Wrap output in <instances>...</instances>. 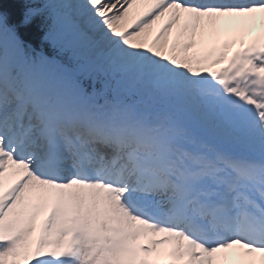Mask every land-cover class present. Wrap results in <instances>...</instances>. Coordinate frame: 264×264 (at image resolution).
<instances>
[{
    "label": "snow or ice",
    "instance_id": "snow-or-ice-1",
    "mask_svg": "<svg viewBox=\"0 0 264 264\" xmlns=\"http://www.w3.org/2000/svg\"><path fill=\"white\" fill-rule=\"evenodd\" d=\"M0 264H264V0H0Z\"/></svg>",
    "mask_w": 264,
    "mask_h": 264
},
{
    "label": "bare ground",
    "instance_id": "bare-ground-1",
    "mask_svg": "<svg viewBox=\"0 0 264 264\" xmlns=\"http://www.w3.org/2000/svg\"><path fill=\"white\" fill-rule=\"evenodd\" d=\"M253 30H261L260 26L259 25H256L252 30L251 32H254ZM155 31V28L153 29V32ZM229 35H231L230 33H228ZM226 34L225 33H222L220 38L225 36ZM219 38V39H220ZM174 39V34L172 36L169 37V45H171V42L172 40ZM209 41L206 40L204 42V45L200 46V44L197 45V47L195 49H193V51H196V52H200L202 53L205 49L209 48ZM200 49V50H199ZM42 218V217H41Z\"/></svg>",
    "mask_w": 264,
    "mask_h": 264
},
{
    "label": "rangeland",
    "instance_id": "rangeland-1",
    "mask_svg": "<svg viewBox=\"0 0 264 264\" xmlns=\"http://www.w3.org/2000/svg\"><path fill=\"white\" fill-rule=\"evenodd\" d=\"M202 45H204V43L203 44H200V46H202ZM200 50V49H199ZM200 53V52H199ZM218 68V67H217Z\"/></svg>",
    "mask_w": 264,
    "mask_h": 264
}]
</instances>
